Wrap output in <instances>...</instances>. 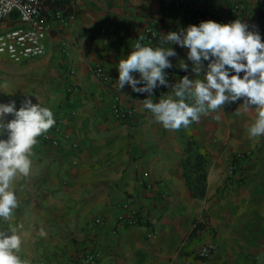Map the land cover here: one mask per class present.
Masks as SVG:
<instances>
[{
	"label": "crops",
	"instance_id": "obj_1",
	"mask_svg": "<svg viewBox=\"0 0 264 264\" xmlns=\"http://www.w3.org/2000/svg\"><path fill=\"white\" fill-rule=\"evenodd\" d=\"M240 4L244 9L233 14ZM59 12L65 21L56 18ZM204 13L221 24L240 19L264 42L260 0H45L43 15L51 26L46 55L23 63L0 58V103L15 101L18 110L27 97L49 108L55 119L49 132L59 141L53 146L37 138L30 174L16 183L19 206L11 220L0 219L4 232L18 228V255L26 264H80L93 245L101 252L99 264H264V136L248 135L255 110H245L239 100L188 128L166 130L142 107L148 94L117 84L119 60L149 28L157 33L153 48L176 52L164 70L174 73L169 85L185 75L203 79L208 61L196 77L189 50L161 41L169 32L199 26L195 18ZM16 24L13 17L0 33ZM97 67L107 83L95 74ZM133 76L140 79L138 72ZM171 93L158 86L151 99ZM115 103L132 110L134 120L122 122L112 111ZM190 143L207 157L200 197L185 176ZM241 153L249 156L233 171ZM127 203L148 220L120 222ZM98 218L102 227L94 225ZM199 224L204 228L195 232ZM209 244L213 256L198 259Z\"/></svg>",
	"mask_w": 264,
	"mask_h": 264
},
{
	"label": "clouds",
	"instance_id": "obj_2",
	"mask_svg": "<svg viewBox=\"0 0 264 264\" xmlns=\"http://www.w3.org/2000/svg\"><path fill=\"white\" fill-rule=\"evenodd\" d=\"M143 39L140 36L134 50L119 60L117 84L120 90L129 85L134 92L147 93L149 98L141 101L142 107L150 111L155 122L166 130L188 128L201 116L243 100L244 109H254L256 114L248 128L249 138L264 136V42L258 32L237 19L225 24L208 20L179 33H167L161 44L187 48L196 77L201 75L203 62H209L203 79L185 75L174 85H169L164 70L172 67L169 57L176 52L171 47L142 45L139 41ZM180 68L187 71L188 65L182 62ZM137 72L140 79L133 76ZM140 84L144 86L138 87ZM158 86L172 88V93L153 102V90ZM9 115L11 120H7ZM54 125L53 112L27 97L18 110L15 101L0 103V135H7V139H0V219L11 220L19 206L16 183L30 174V156L37 138ZM18 231H0V264H26L18 255L22 245Z\"/></svg>",
	"mask_w": 264,
	"mask_h": 264
},
{
	"label": "built area",
	"instance_id": "obj_3",
	"mask_svg": "<svg viewBox=\"0 0 264 264\" xmlns=\"http://www.w3.org/2000/svg\"><path fill=\"white\" fill-rule=\"evenodd\" d=\"M63 3L67 0H55ZM179 5H184L187 0H176ZM264 4V0H260ZM45 0H0V25L11 20L13 17L17 19V24L0 33V58L7 57L15 63H23L29 59L40 58L47 53V38L49 36L51 26L49 20L44 17ZM242 9L243 5H237L233 14H237ZM56 18L65 21L67 18L60 12L56 14ZM196 23L212 20L216 21L211 14L204 13L196 16ZM144 44L154 47V42L157 38V33L154 29L149 28L143 33ZM97 77L103 79L106 83L108 77L102 67L94 69ZM166 79L170 83L174 78L173 71L166 70ZM112 91V87L109 88ZM146 95L147 93H141ZM119 101V96H116ZM113 113L119 117L122 122H131L134 120L133 111L121 108L118 103L112 106ZM40 140L44 144L58 146L59 141L49 131L41 135ZM75 146V145H74ZM248 154L241 153L237 155V162L233 165L232 170L236 171L240 163L246 160ZM124 214L120 218V222H124L130 226L140 225L148 220V216L143 210L132 208L127 203L123 207ZM96 227L104 225L102 219L98 218L94 221ZM215 253V247L212 244L204 246L198 253L197 257L200 260H208ZM101 252L97 245H93L83 254V259L80 264H99ZM38 264H45L39 262ZM184 264H193L192 261L186 260Z\"/></svg>",
	"mask_w": 264,
	"mask_h": 264
},
{
	"label": "trees",
	"instance_id": "obj_4",
	"mask_svg": "<svg viewBox=\"0 0 264 264\" xmlns=\"http://www.w3.org/2000/svg\"><path fill=\"white\" fill-rule=\"evenodd\" d=\"M189 156L183 165L186 169V179L191 187V191L195 197H200L206 191V163L207 157L203 153H194L193 144L190 143L188 149ZM188 170V171H187ZM190 170V171H189ZM204 226L199 224L195 232L203 229Z\"/></svg>",
	"mask_w": 264,
	"mask_h": 264
},
{
	"label": "rangeland",
	"instance_id": "obj_5",
	"mask_svg": "<svg viewBox=\"0 0 264 264\" xmlns=\"http://www.w3.org/2000/svg\"><path fill=\"white\" fill-rule=\"evenodd\" d=\"M0 231H3L4 232L2 222H0Z\"/></svg>",
	"mask_w": 264,
	"mask_h": 264
}]
</instances>
